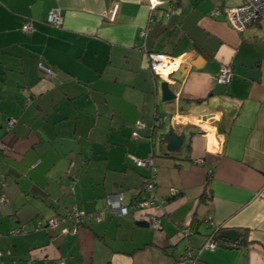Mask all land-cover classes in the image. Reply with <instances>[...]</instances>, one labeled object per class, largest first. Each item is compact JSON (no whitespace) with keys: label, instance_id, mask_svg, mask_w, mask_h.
<instances>
[{"label":"crops","instance_id":"crops-1","mask_svg":"<svg viewBox=\"0 0 264 264\" xmlns=\"http://www.w3.org/2000/svg\"><path fill=\"white\" fill-rule=\"evenodd\" d=\"M160 1L148 23L149 0H0V264H176L217 227L241 233L183 264H264V22L237 31L210 15L241 0ZM113 2L109 22L103 12ZM52 8L60 28L45 22ZM148 52L180 59L173 99L162 101ZM223 64L232 68L227 85L217 82ZM206 114L212 119L200 120ZM137 120L145 126L136 129ZM170 128L184 138L167 150ZM150 153L165 202L139 212L130 203L148 170L128 155ZM114 192L126 214L106 208ZM71 206L86 214L75 234L61 224L35 229ZM154 211L159 229L145 222ZM184 221L189 242L175 235Z\"/></svg>","mask_w":264,"mask_h":264},{"label":"built area","instance_id":"built-area-1","mask_svg":"<svg viewBox=\"0 0 264 264\" xmlns=\"http://www.w3.org/2000/svg\"><path fill=\"white\" fill-rule=\"evenodd\" d=\"M150 2V14L148 17V23H152L155 20V10L161 5L160 0H149ZM170 7L165 11L166 17H169L176 7L174 2L170 3ZM119 10V3L113 2L110 7L103 12V17L109 22H115ZM210 15H224L229 25L237 31H242L250 25L257 22H264V0H241L239 4L234 6H214L210 10ZM45 22L54 28H60L63 24V15L59 8H52L46 15ZM20 29L25 33L33 31V20L27 18L21 24ZM149 30V26H146L140 30V35L145 36ZM148 66L152 73L161 78L162 80L172 81L170 75L176 71L180 66V59L178 57H172L163 53L148 52L146 55ZM38 68L44 76H55V70L43 63L38 64ZM232 78V68L229 64L221 65L217 74V82L223 85L230 83ZM16 122L15 118H11L7 122V127L10 128ZM145 125L142 121L137 120L135 122V128L140 129ZM131 131L132 138H138L137 130ZM6 149L4 143L0 140V153ZM128 157L132 162L140 167H144L148 170L149 174L144 178L143 186L140 193L131 200V207L134 210L145 212L148 208L153 207L154 210L161 211L165 202L164 197L158 196L155 193L157 184L156 179V162L153 154H148L146 157H137L129 154ZM200 163L203 160H198ZM211 174V171H208ZM4 185V180L0 179V186ZM174 193V191H173ZM106 202V208L114 213L123 215L128 212V206L122 201V195L120 192H114L108 195ZM0 200H4V195H1ZM155 212V211H154ZM85 216L83 211L71 206L66 213V216H52L45 220L38 219L35 221V229L53 228L58 224L64 225L62 231L66 234H75L79 228V222ZM145 220L148 221L152 228L159 229L161 227L159 213H151L145 216ZM69 222V223H67ZM220 229L216 228L215 230ZM214 230V231H215ZM15 233L25 232L24 226L14 230ZM192 234V229L188 222L184 221L176 226V237L189 242V237ZM221 244V241L215 236V232L211 233L198 249H193L189 244L186 246L182 255L178 258L176 264H183L186 259H192L198 256L203 249H214ZM1 258V252H0Z\"/></svg>","mask_w":264,"mask_h":264},{"label":"water","instance_id":"water-1","mask_svg":"<svg viewBox=\"0 0 264 264\" xmlns=\"http://www.w3.org/2000/svg\"><path fill=\"white\" fill-rule=\"evenodd\" d=\"M176 72L171 74V76H170L171 79H179L178 73L179 74L181 73L180 68ZM168 83L169 82L167 80H164V79L160 82L162 101H167V100L173 99L175 97V95H174L173 91L170 89ZM212 117H213V114H206V115L201 116L200 120L206 121L208 119H212ZM214 124H217V123H214ZM183 138H184L183 133L177 134L175 131L172 130V128H170L166 133H163V139L166 142L165 148L167 150L179 148L182 144ZM214 232L217 233L216 237L220 241L221 240H229L231 242L237 241L239 234L241 233L236 228L217 229ZM192 234H193V231H192ZM191 235H190V237H191ZM190 237H189V239H190ZM181 240H183V239H181Z\"/></svg>","mask_w":264,"mask_h":264},{"label":"trees","instance_id":"trees-1","mask_svg":"<svg viewBox=\"0 0 264 264\" xmlns=\"http://www.w3.org/2000/svg\"><path fill=\"white\" fill-rule=\"evenodd\" d=\"M132 137V136H131ZM134 139V138H133ZM136 139V138H135ZM148 174H149V172H148ZM148 174H146L145 176H144V178L145 177H147L148 176ZM210 177H211V174L210 173H207V175H206V183H208L209 182V180H210ZM0 179H2L3 180V178L2 177H0ZM143 185V184H142ZM142 187V186H141ZM140 187V189L137 191V193L135 194V196L133 197V198H135L139 193H140V191H141V188ZM130 205H131V203H130ZM69 210V208L66 210V212L65 213H63V214H60V215H58V217H61V216H66V213H67V211ZM85 216H86V214H85ZM85 216L81 219V221L79 222V228H80V226H82L83 225V223H84V220H85ZM145 222L148 224V222L145 220ZM67 223H69V222H67ZM61 225H67V224H61ZM190 225V224H189ZM20 227V226H19ZM78 228V229H79ZM24 229H25V232H23V233H20V234H24V233H26V231H27V229L24 227ZM43 229H47V228H43ZM216 232H215V236H216ZM192 247V246H191ZM193 248V247H192ZM193 249H198V248H193ZM1 259V258H0Z\"/></svg>","mask_w":264,"mask_h":264},{"label":"rangeland","instance_id":"rangeland-1","mask_svg":"<svg viewBox=\"0 0 264 264\" xmlns=\"http://www.w3.org/2000/svg\"><path fill=\"white\" fill-rule=\"evenodd\" d=\"M208 128V127H207Z\"/></svg>","mask_w":264,"mask_h":264}]
</instances>
